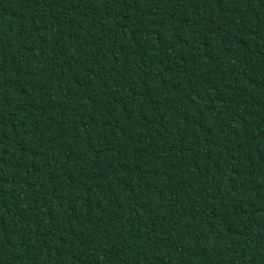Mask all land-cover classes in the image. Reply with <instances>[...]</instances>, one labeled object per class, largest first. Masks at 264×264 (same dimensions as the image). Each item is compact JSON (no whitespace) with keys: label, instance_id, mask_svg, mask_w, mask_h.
I'll return each instance as SVG.
<instances>
[{"label":"trees","instance_id":"1","mask_svg":"<svg viewBox=\"0 0 264 264\" xmlns=\"http://www.w3.org/2000/svg\"><path fill=\"white\" fill-rule=\"evenodd\" d=\"M0 264H264V0H0Z\"/></svg>","mask_w":264,"mask_h":264}]
</instances>
